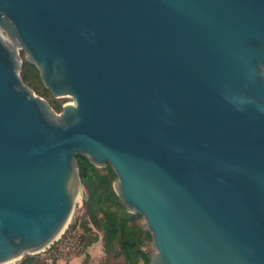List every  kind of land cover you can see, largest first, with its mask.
Segmentation results:
<instances>
[{
  "label": "water",
  "instance_id": "1",
  "mask_svg": "<svg viewBox=\"0 0 264 264\" xmlns=\"http://www.w3.org/2000/svg\"><path fill=\"white\" fill-rule=\"evenodd\" d=\"M79 154L150 264H264V0H0V264L62 234Z\"/></svg>",
  "mask_w": 264,
  "mask_h": 264
},
{
  "label": "trees",
  "instance_id": "2",
  "mask_svg": "<svg viewBox=\"0 0 264 264\" xmlns=\"http://www.w3.org/2000/svg\"><path fill=\"white\" fill-rule=\"evenodd\" d=\"M21 77L23 81L39 96L47 97L52 107L62 111L63 105L56 104L51 97L52 92L45 86L39 68L28 59L23 58ZM60 111V112H61ZM79 172L85 190V206L87 215L81 219L86 233L93 236L88 238L80 235V239L91 245L98 240V233L102 232L104 250L113 264H150V253L147 247L151 245L153 237L147 228L142 215L127 210L122 199L117 195L113 183L118 175L113 167L107 163L104 167H97L85 155H77ZM20 264H58L57 261L48 263L43 259L27 255Z\"/></svg>",
  "mask_w": 264,
  "mask_h": 264
},
{
  "label": "rangeland",
  "instance_id": "3",
  "mask_svg": "<svg viewBox=\"0 0 264 264\" xmlns=\"http://www.w3.org/2000/svg\"><path fill=\"white\" fill-rule=\"evenodd\" d=\"M20 52L25 59V51L20 50ZM39 91H42V89L39 88L35 93L39 95ZM42 97L44 98V96ZM51 97L56 101V104H60L61 106L64 103L73 101L72 97L56 98L54 95ZM60 111L59 108L56 109V112L59 113ZM86 215L85 190L83 187L82 194L77 198L76 205L66 228L54 243L39 252L25 253L21 258L11 264H20L27 255L39 257L48 263H52L55 260L58 264H113V260L105 253L102 232L94 228L95 233H98V240L91 245H86V242L80 239V235H86L88 238L93 236L91 233H86L81 224V219L85 218ZM65 240H68V244L65 243ZM147 249L152 252L155 251L152 244Z\"/></svg>",
  "mask_w": 264,
  "mask_h": 264
},
{
  "label": "bare ground",
  "instance_id": "4",
  "mask_svg": "<svg viewBox=\"0 0 264 264\" xmlns=\"http://www.w3.org/2000/svg\"><path fill=\"white\" fill-rule=\"evenodd\" d=\"M81 194H82V193L78 194V197H80ZM18 259H19V258H17V259H13V260H11V261H9V262H7V263H13V262L17 261Z\"/></svg>",
  "mask_w": 264,
  "mask_h": 264
},
{
  "label": "built area",
  "instance_id": "5",
  "mask_svg": "<svg viewBox=\"0 0 264 264\" xmlns=\"http://www.w3.org/2000/svg\"><path fill=\"white\" fill-rule=\"evenodd\" d=\"M63 240V239H62ZM65 243L68 244V240H65ZM14 263V262H13ZM3 264H11V263H3Z\"/></svg>",
  "mask_w": 264,
  "mask_h": 264
}]
</instances>
